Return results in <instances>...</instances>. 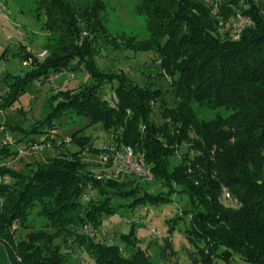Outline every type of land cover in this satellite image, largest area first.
<instances>
[{"label":"trees","instance_id":"16d2710c","mask_svg":"<svg viewBox=\"0 0 264 264\" xmlns=\"http://www.w3.org/2000/svg\"><path fill=\"white\" fill-rule=\"evenodd\" d=\"M69 1L33 0L37 18L44 17L48 44L43 62L30 53L24 56L36 62L30 78L45 84L50 75L85 70L94 83L60 92L63 100L33 129L53 127L66 110L87 117L110 134L116 149L130 147L134 161L159 187L148 190L135 179L97 180L92 164L84 161L91 137L80 132L69 141L80 151L48 138L44 142L55 153L43 163H29L17 172L0 161V264H69L68 245L89 264H156L133 248V228L122 244H108L100 227L105 216L116 212V198L132 200L127 207L133 210L171 203L175 193L191 202L192 209L180 216L189 222L180 249L166 236L164 261L157 264H170L176 255L188 264H264V0H222L217 12L203 0H138L134 13L146 18L149 40L126 47L156 51L170 81L168 94L122 73L103 77L93 62L92 42L100 37L113 44L101 17L105 5L87 1L75 10ZM238 15L255 25L236 39L231 24ZM104 79L118 82L111 102L100 92ZM15 100L9 92L0 105L9 107ZM203 107L225 109L229 116L201 119ZM155 111L162 118L159 124ZM22 139L29 147L37 143ZM5 149H0L3 162ZM89 189L95 194L84 202ZM224 189L241 203L238 209L224 207ZM36 207L52 233L22 237L19 231L36 230L30 221Z\"/></svg>","mask_w":264,"mask_h":264},{"label":"rangeland","instance_id":"374dc122","mask_svg":"<svg viewBox=\"0 0 264 264\" xmlns=\"http://www.w3.org/2000/svg\"><path fill=\"white\" fill-rule=\"evenodd\" d=\"M6 9L0 13V104L2 99L12 92L16 100L9 107L0 105V149H6L2 154L7 155L6 161H1L2 165L11 166L14 171L20 172L25 165L32 163L34 165L43 163L54 155V150L50 148L49 142H44L48 138H54L59 143L65 141V147L69 146L70 151L76 152L82 150L80 146L73 143L69 144L75 132L79 135L91 137L92 147L85 150L84 161L91 163L90 170L94 174L101 173L105 179L112 176L114 181H129L135 179V184L140 183L142 187L148 190H155L159 185L155 181H149L144 177L139 178L133 173L128 176L118 175V168L114 166L113 161L108 165H103L102 147L109 143L110 134L105 132L99 125H93L89 118L79 116L69 110L54 122L53 127L44 126L40 130H34L33 127L40 122H44L49 114L63 100L59 96L60 92L72 89L78 91L81 87L93 82L89 72L80 70L78 72L50 75V79L45 84H41L39 78H30L32 72L37 67L33 58L26 59L27 53L38 61L43 62L46 55V46L48 44V35L43 30L44 17L40 21L35 12V2L33 0H0ZM71 1V2H70ZM69 2L75 8L84 7L87 1L93 3L95 0H70ZM105 5V10L101 14L103 25L107 32V39L110 36L113 44L105 42L98 38L92 42L93 62L96 69L103 77L114 74L125 75L135 83L146 86L153 90H162L164 94L170 88L168 76L161 71L158 56L155 50L150 48L131 49L127 48L130 43L138 44L149 40V33L146 27V18L136 15L134 7L138 0H100ZM121 39L122 42H116ZM93 40V39H92ZM125 44V45H124ZM146 46V45H145ZM54 81H50L51 79ZM108 79H104V82ZM22 84H28L24 89ZM118 86L115 79L113 83L106 82L100 87L102 97L111 102L113 90ZM15 93V94H14ZM170 98V96H166ZM3 107V108H2ZM217 115L228 117L229 112L225 109H210L207 107L199 108L198 116L201 119L212 120ZM154 122L160 123L162 120L160 113L155 111ZM31 129L34 132H29ZM22 133H25L23 136ZM26 140L33 138L40 149L37 152L27 151L29 148ZM10 143L4 144L5 141ZM9 142V141H8ZM35 146V145H33ZM31 146V147H33ZM90 148V149H89ZM9 149V150H7ZM15 152V159H12L11 153ZM34 152V153H30ZM9 162V163H8ZM125 176V175H124ZM121 179V180H120ZM161 189H158L159 191ZM167 191V189H164ZM171 203H160V206H143L133 210L127 206L132 200L125 201L114 199L117 208L114 214L105 216L104 222L100 227V232L108 244L110 241L122 244V236L128 235L134 230L133 248L144 251L152 262L160 263L164 261L161 256V250L165 243L166 236L174 244V247L180 249L181 232H183L189 222V217L185 216L184 211H190L191 202L186 194L175 193ZM122 206V207H121ZM39 207L33 210L30 221L35 225L36 230L24 229L18 233L22 237H28L42 231L52 233L46 227L47 222L40 218L37 212ZM172 228V229H171ZM171 229V232L169 230ZM111 242V243H112ZM125 246V244H124ZM64 256L69 264H89L82 260L77 252L71 247H66ZM124 248V247H123ZM126 248V247H125ZM177 255L171 258L170 264H188L187 259Z\"/></svg>","mask_w":264,"mask_h":264},{"label":"built area","instance_id":"2783aa9c","mask_svg":"<svg viewBox=\"0 0 264 264\" xmlns=\"http://www.w3.org/2000/svg\"><path fill=\"white\" fill-rule=\"evenodd\" d=\"M222 0H203V2L209 6H214L213 11L217 12V9L219 8V4ZM6 9L5 5L0 1V13L3 12ZM255 23L254 21L248 17V16H243V15H238L234 21H232L231 27L234 31V34H232L236 39H238L243 31L251 26H254ZM58 75H56L57 78ZM51 78V77H50ZM49 78V79H50ZM56 78L53 80L51 79L50 81H54ZM9 141V142H8ZM5 141L4 144L10 143L11 140ZM3 144L0 142V145ZM35 145V146H33ZM32 146L27 149V151H34L37 152L39 151L40 145L37 143H34ZM102 150L104 152L103 154V165H108L111 161H113L114 166L118 168V175L120 176L125 173H135L140 177H144L147 180H151L152 175L150 172L144 170L138 163L134 161V153L133 150L130 147H123L121 149H116L113 144L106 143L103 147ZM30 152V153H34ZM97 180H104V176L99 173L96 175ZM107 179H113L112 176L108 177ZM95 194L94 190L89 189L87 193L84 194L82 200L84 202L90 201L91 197ZM222 204L224 205L225 208L228 209H238L241 206V203L235 199L232 194L226 189L223 190V194L221 197ZM112 241H110L111 244ZM246 264H252V263H246Z\"/></svg>","mask_w":264,"mask_h":264}]
</instances>
